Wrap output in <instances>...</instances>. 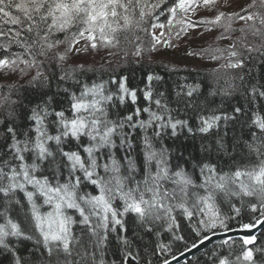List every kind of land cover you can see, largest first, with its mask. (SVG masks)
Listing matches in <instances>:
<instances>
[{
    "label": "snow or ice",
    "instance_id": "6c2138e0",
    "mask_svg": "<svg viewBox=\"0 0 264 264\" xmlns=\"http://www.w3.org/2000/svg\"><path fill=\"white\" fill-rule=\"evenodd\" d=\"M230 8L0 0V264H179L231 221L205 264H264V0ZM201 28L228 41L185 53L222 61L207 85L153 55ZM101 50L140 81L69 63Z\"/></svg>",
    "mask_w": 264,
    "mask_h": 264
},
{
    "label": "rangeland",
    "instance_id": "374dc122",
    "mask_svg": "<svg viewBox=\"0 0 264 264\" xmlns=\"http://www.w3.org/2000/svg\"><path fill=\"white\" fill-rule=\"evenodd\" d=\"M222 2L223 0H221V3ZM231 3H232V8L228 10L229 11H233V10L239 11L241 7L246 6L247 4L251 3V0H231ZM200 15L201 16L211 15V13L201 12ZM200 32H203V35H199ZM218 34H219V30H216L213 32H204L202 28L197 29L196 31H190L187 37H184L180 41H177V43L180 44L179 48L161 50L159 53H154L153 55L157 57V60L164 59L167 61H171L172 63L176 64L178 67H181V68L197 69L200 71H204L209 76H211V78L213 79L214 70L219 66V63H222V61L213 62L207 59L200 60L195 57L187 56L185 53L187 51H199L202 47H208L209 45L213 47L225 46L228 43V41H219L218 45L216 43H213L214 37H216ZM121 56H122V53L121 55L111 56L108 54L107 51L101 50L98 53H82L78 57L71 58L69 63H73V64L74 63H85L89 65L94 64L95 67H100L102 65L103 66L108 65L109 62H111L110 64H112V63L121 61L122 60ZM14 79L15 77H9L8 82ZM226 79L227 77L223 76V73H221L220 86H224ZM4 83H6V79L3 75H0V84H4ZM217 242H220V241H217Z\"/></svg>",
    "mask_w": 264,
    "mask_h": 264
},
{
    "label": "trees",
    "instance_id": "16d2710c",
    "mask_svg": "<svg viewBox=\"0 0 264 264\" xmlns=\"http://www.w3.org/2000/svg\"><path fill=\"white\" fill-rule=\"evenodd\" d=\"M128 49H131V45H127ZM129 63L127 64V66L124 65V61L121 60L119 62H115L112 64H108L105 65V68H109V69H115L116 70V74H124L130 77L131 81L133 84H136L140 81L141 77L143 76V71L141 69V67H139L135 61L133 60L132 57H129ZM153 67H158V65H153ZM97 68V73L95 74V76H101L103 79H108V76L111 74L110 72H103V70L100 67H96ZM181 72L180 75L184 76V75H189L190 79L189 82H191V78H195L198 82L202 81L205 85L211 83L213 81V79L211 78V76H209L206 72L204 71H200L197 69H188V68H181ZM93 73H89L88 76L86 77L87 79H92L95 78ZM175 78V77H173ZM219 99V98H217ZM242 216H243V221L242 222H247L248 220V215L245 212H242ZM230 226L233 228H238L236 221H231L230 222ZM182 229H183V233L188 235L190 240L192 239H198L195 236V233L192 232L191 227L189 226V223L187 221H184L182 223ZM234 241L236 242L235 244V251L238 254L241 251L240 248V240L239 239H234ZM165 242H167V238L165 237ZM220 242L214 243L211 246H209L207 249H205L204 252L195 255L194 257H192L191 259L187 260L185 263L182 264H205V255L204 253L206 251L211 250V248L215 245V246H219ZM257 244L261 245L264 244V230L261 231L258 235H257ZM182 248V245H180L179 243H177L176 245L173 246L174 250L176 248ZM178 253V252H177ZM256 258L259 259V254H256Z\"/></svg>",
    "mask_w": 264,
    "mask_h": 264
},
{
    "label": "water",
    "instance_id": "95a60500",
    "mask_svg": "<svg viewBox=\"0 0 264 264\" xmlns=\"http://www.w3.org/2000/svg\"><path fill=\"white\" fill-rule=\"evenodd\" d=\"M234 229H237V230H234V231L228 233L227 236L218 235V236L213 237L212 241L210 243H208L206 247L205 246H201L198 250L197 249H193L191 252L185 251V255L184 256H179V253H178L177 256L179 257V264L185 263L188 259L192 258L194 255L204 251V249H206L211 244H213V243H215L217 241H221V239H224V238H230L231 240L232 239H240L241 236L245 235V233L239 231L238 228H234ZM262 229L253 230V232L257 236ZM173 264H177V261L173 260Z\"/></svg>",
    "mask_w": 264,
    "mask_h": 264
},
{
    "label": "bare ground",
    "instance_id": "6f19581e",
    "mask_svg": "<svg viewBox=\"0 0 264 264\" xmlns=\"http://www.w3.org/2000/svg\"><path fill=\"white\" fill-rule=\"evenodd\" d=\"M263 230H264V228L262 229V231H263ZM232 240H234V239H232ZM239 240H240V239H239ZM194 256H195V255H194ZM194 256H193V257H194ZM169 258H170V257H169ZM190 259H191V258H190ZM188 260H189V259H188Z\"/></svg>",
    "mask_w": 264,
    "mask_h": 264
}]
</instances>
